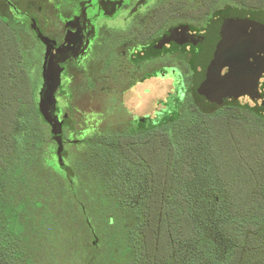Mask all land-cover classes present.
<instances>
[{"label":"trees","instance_id":"obj_1","mask_svg":"<svg viewBox=\"0 0 264 264\" xmlns=\"http://www.w3.org/2000/svg\"><path fill=\"white\" fill-rule=\"evenodd\" d=\"M7 39L0 29V264H264L259 95L254 109L196 95L153 144L90 145L66 177L36 85L8 80Z\"/></svg>","mask_w":264,"mask_h":264},{"label":"flooded vegetation","instance_id":"obj_2","mask_svg":"<svg viewBox=\"0 0 264 264\" xmlns=\"http://www.w3.org/2000/svg\"><path fill=\"white\" fill-rule=\"evenodd\" d=\"M221 22L241 24L246 37L264 30V0H0V29L18 52L8 80L36 85L46 140L66 177L90 145H151L175 114L185 115L199 95L208 33ZM48 61L58 73L51 116L60 144L39 109ZM167 81L160 102L154 87ZM256 94L263 102L264 72ZM244 99L251 101L237 90L224 101Z\"/></svg>","mask_w":264,"mask_h":264},{"label":"water","instance_id":"obj_3","mask_svg":"<svg viewBox=\"0 0 264 264\" xmlns=\"http://www.w3.org/2000/svg\"><path fill=\"white\" fill-rule=\"evenodd\" d=\"M244 30L239 23L221 22L212 26L206 48L198 61L201 69L196 83L199 95L211 99L221 93L233 94L238 90L241 94H248L252 100L257 97V82L264 72V30L253 27L252 34L247 37ZM225 68L227 72L222 75ZM57 84L58 73L53 62L48 61L44 69L40 109L52 113L55 106L53 92ZM53 134L58 135L59 129L54 128ZM60 151L61 147L58 154Z\"/></svg>","mask_w":264,"mask_h":264},{"label":"rangeland","instance_id":"obj_4","mask_svg":"<svg viewBox=\"0 0 264 264\" xmlns=\"http://www.w3.org/2000/svg\"><path fill=\"white\" fill-rule=\"evenodd\" d=\"M169 89H170V84H169V82L167 81V82H157V84L155 85V87H154V91H155V95H156V97H157V99L160 101V102H162L164 99H165V94H166V92L167 91H169ZM136 93H138V91L136 92ZM139 102L140 101H138L137 99H134L133 98V100L131 101V105H135V106H138L139 105ZM199 103L198 104V108L199 109H201V110H206V109H208V106L205 104V103H202L200 100H199V98L197 99L196 97H195V103ZM227 104H231V102H226ZM232 105H234V104H232ZM236 106H240V107H245V106H247L248 108H251V109H254V108H256L257 106H256V104L255 103H253V102H251V101H248V100H239L237 103H236ZM40 109V108H39ZM47 110V109H46ZM48 111V110H47ZM40 113H42V115L44 116V119L51 125L52 124V135L56 138V140H57V142H58V139H59V134L58 135H54L53 134V129L55 128V129H60V126H59V124L57 125V122H56V120L54 119V117L53 116H51L52 115V113H49V111H48V113L50 114V115H47V113L45 112V110H44V108L42 109H40ZM51 116V117H50ZM60 131V130H59Z\"/></svg>","mask_w":264,"mask_h":264}]
</instances>
